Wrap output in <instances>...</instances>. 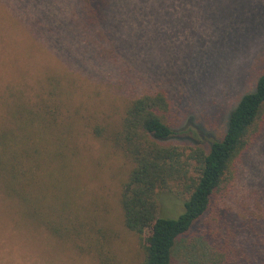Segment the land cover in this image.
I'll return each mask as SVG.
<instances>
[{
  "label": "rangeland",
  "instance_id": "obj_1",
  "mask_svg": "<svg viewBox=\"0 0 264 264\" xmlns=\"http://www.w3.org/2000/svg\"><path fill=\"white\" fill-rule=\"evenodd\" d=\"M77 7L78 0H0V128L18 95L36 105L41 90L59 84L60 119L71 131L83 193L79 205L106 227L114 264H141V241L124 228L119 205L129 165L106 143L107 133L133 97L164 89L173 104L172 144L186 149L218 140L228 114L264 70V0H112L103 25L76 35ZM160 199L163 216L184 211L178 187ZM217 202V211L177 248L173 264L200 262L215 225L239 247L249 231L264 236V129ZM75 245L53 238L0 192V264H96L81 251L83 243Z\"/></svg>",
  "mask_w": 264,
  "mask_h": 264
},
{
  "label": "trees",
  "instance_id": "obj_2",
  "mask_svg": "<svg viewBox=\"0 0 264 264\" xmlns=\"http://www.w3.org/2000/svg\"><path fill=\"white\" fill-rule=\"evenodd\" d=\"M111 5L112 0H78L76 35L103 25ZM57 86L50 83L51 88L41 90L36 105L18 95L6 111L0 128V192L53 238L81 242V251L96 264H114L106 227L79 205L83 193L77 159L70 128L60 119ZM172 112L167 90L144 92L128 102L119 126L106 137L129 165L119 205L124 228L141 241V264H173L177 248L230 191L237 161L264 129V70L228 114L223 135L207 146L172 144ZM94 132L100 137L103 130ZM173 185L186 196L177 218L163 216L160 199ZM217 227L208 228L214 241L197 264H264L263 235L249 231L245 247H239Z\"/></svg>",
  "mask_w": 264,
  "mask_h": 264
}]
</instances>
